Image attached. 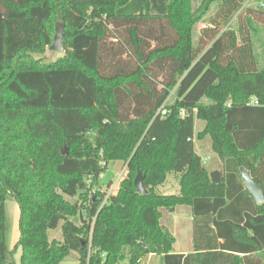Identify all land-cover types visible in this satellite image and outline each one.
<instances>
[{"label": "trees", "instance_id": "obj_1", "mask_svg": "<svg viewBox=\"0 0 264 264\" xmlns=\"http://www.w3.org/2000/svg\"><path fill=\"white\" fill-rule=\"evenodd\" d=\"M246 1L202 0L191 13V0H0V264H15L18 251V264H59L71 251L78 264L148 254L163 264H264V203L240 178L246 170L264 193V66L252 45L264 11L243 9L236 29H223ZM215 3L194 45L192 29ZM57 23L64 55L45 65L33 55ZM194 111L222 171L208 173L194 152ZM114 161L126 165L116 194L88 196ZM138 171L146 195L133 186ZM171 173L179 193L158 196ZM6 197L19 211L10 251ZM176 206L192 212L186 257L172 254L159 224L160 209ZM60 222L62 241L49 242Z\"/></svg>", "mask_w": 264, "mask_h": 264}, {"label": "rangeland", "instance_id": "obj_2", "mask_svg": "<svg viewBox=\"0 0 264 264\" xmlns=\"http://www.w3.org/2000/svg\"><path fill=\"white\" fill-rule=\"evenodd\" d=\"M202 0H191L190 3V11L191 13H195L197 9L199 8ZM249 7L250 9L254 10H260L264 11V0H250L249 1ZM247 6V5H246ZM219 7L218 3L213 4L209 11L203 15L197 23L194 25L192 29V43L195 45L197 43L200 31L202 28L208 26L214 17L215 13L217 12ZM242 11L236 12L228 21V23L223 27V29H236V18L237 16L241 13ZM256 28V35H254L252 39V45H253V52H254V57L257 65V69H261L264 66V26L257 24L255 25ZM64 55L63 53L59 52H52L49 50V48L46 49L45 53L42 55L36 54L33 55V58L36 60H40L43 64L45 65H50L55 63L57 60L62 58ZM176 99V90H172L167 101L166 105H171L174 103ZM209 102L206 99H203L201 101V105H208ZM183 115V113H181ZM193 144H194V149L196 153L202 155V157H205V155H210L212 158L209 160H206V167L207 169H211L214 167H220V162L218 161V157H214L211 153V140L208 136L203 135L202 131L204 130L205 127V122L197 119L196 117V112L194 111L193 113ZM200 134V137L198 135ZM67 153V149H66ZM222 167V166H221ZM218 169V168H217ZM126 174V165L122 162H110L107 166V170L101 175L100 177V183L98 187H94L88 192V196H92L95 194L97 191L100 194L104 195V200L111 196L116 194V191L118 189L119 182L121 179L125 177ZM167 182L169 184V187H165L164 189H159L158 187L155 188V193L158 196H168V195H174L176 192V184L177 181L179 180V175H176L174 173L168 174ZM84 183L85 186L88 187L90 186V181H88V178H84ZM64 199L70 202L71 204L75 202H79L78 197L70 198L64 196ZM184 210L187 207H181ZM4 210H5V217H6V247L7 251H10L14 248L17 240H18V230H17V224H18V218H19V211L17 204L15 203L14 199L11 197H6L4 201ZM165 212V211H163ZM164 216H169L168 213H164ZM171 217V216H170ZM169 218V217H168ZM71 222L74 224H79V219L76 218H70L69 219ZM184 221V220H183ZM162 223H165V219L162 220ZM170 224L171 226V233L176 236L177 242L182 240L183 235L178 234V228H184L185 226L183 225L181 219H176L175 217L170 218ZM61 225L62 222H60L55 230H50L47 232V238L49 242H61L62 241V236H61ZM166 225V224H165ZM177 231V232H176ZM181 233V231H180ZM20 256V251H18L17 255L14 257L15 264H18V259ZM78 255L77 252L71 251L68 256L59 264H78L77 261ZM137 264H145L144 262L140 263L138 262Z\"/></svg>", "mask_w": 264, "mask_h": 264}, {"label": "crops", "instance_id": "obj_3", "mask_svg": "<svg viewBox=\"0 0 264 264\" xmlns=\"http://www.w3.org/2000/svg\"><path fill=\"white\" fill-rule=\"evenodd\" d=\"M249 1L250 0H247L242 6L241 8L237 11H242L243 9H246L249 7ZM247 5V6H246ZM210 25V24H209ZM208 25V26H209ZM252 102V101H251ZM194 123V122H193ZM194 131V130H193ZM194 134V132H193ZM194 145V144H193ZM194 152L196 153L195 149H194ZM211 153L214 157H217L211 150ZM196 155L200 158L201 160V163L203 165V167L207 170L208 173L212 172V171H222L223 169V165L221 163V161L218 159V161L220 162V167H214V168H211V169H207V167L205 166L206 165V160H210L212 158V156L210 155H205V157H202V155L196 153ZM222 166V167H221ZM218 168V169H217ZM178 175V174H176ZM169 175H167L166 179H165V182L158 186L159 189H164L165 187H169V184L167 182V178H168ZM243 184V183H242ZM179 193V184H178V181H177V184H176V192L174 195H177ZM181 207H187L185 210ZM165 211V212H163ZM164 213H168L169 216H164ZM160 214H161V217H160V220H159V224L160 226L165 229L168 233H170L173 238H174V243L172 245V254H176V255H182L183 257H186L188 255H192L194 254V248H193V234H192V229H193V219H192V212H191V208L188 207V206H176L175 208H173L172 210H166V209H160ZM175 217L176 219H181L183 225L185 226L183 229L181 228H178V234H182L183 235V238L182 240L180 239V241L177 242V238L175 235H173V233H171L172 229H171V226L172 224H170V218L172 217ZM171 216V217H170ZM169 217V218H168ZM165 219V223L163 224L162 223V220ZM184 220V221H183ZM166 224V225H165ZM181 231V233H180ZM249 235H251L249 233ZM220 243L222 242L221 240L219 241ZM241 256V255H239ZM140 263L144 262L145 264H163V261H162V256H158V255H155V254H148L146 256H144L143 258L140 259L139 261Z\"/></svg>", "mask_w": 264, "mask_h": 264}, {"label": "water", "instance_id": "obj_4", "mask_svg": "<svg viewBox=\"0 0 264 264\" xmlns=\"http://www.w3.org/2000/svg\"><path fill=\"white\" fill-rule=\"evenodd\" d=\"M63 38H64L63 37V26L60 23H57L55 24V27H54V35L52 38V43L49 46V50L52 52L63 53L64 52ZM65 154H66V148H63L61 150V155H65ZM240 178L243 183L245 191L252 198L253 203L255 205L263 204L264 203V193L261 187L252 180L249 173L246 170L241 169ZM142 179H143V176L138 171L133 180V186L139 195H146L147 189L143 185Z\"/></svg>", "mask_w": 264, "mask_h": 264}, {"label": "built area", "instance_id": "obj_5", "mask_svg": "<svg viewBox=\"0 0 264 264\" xmlns=\"http://www.w3.org/2000/svg\"><path fill=\"white\" fill-rule=\"evenodd\" d=\"M251 103H254V104H256L255 102H251ZM160 114H161L162 116H164V115H165V111H164V110H162V111L160 112Z\"/></svg>", "mask_w": 264, "mask_h": 264}]
</instances>
